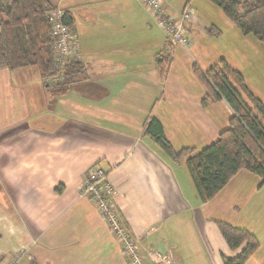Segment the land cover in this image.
Wrapping results in <instances>:
<instances>
[{
	"label": "crops",
	"instance_id": "crops-1",
	"mask_svg": "<svg viewBox=\"0 0 264 264\" xmlns=\"http://www.w3.org/2000/svg\"><path fill=\"white\" fill-rule=\"evenodd\" d=\"M49 2L72 16L87 78L60 93L35 66L0 68V264L20 249L28 254L17 264H129L96 204L79 192L95 163L142 249L168 252L175 264H223L222 256L233 258L244 245L229 248L214 222L224 220L257 237L246 264H264L261 178L241 168L203 201L184 159L173 161L142 132L154 117L174 149L212 143L231 109L223 99L203 103L193 64L207 69L224 59L264 102V88L245 73V47L258 56L264 47L254 36L231 50L215 44L204 34L217 27L214 13L231 32L239 29L207 0L186 26L189 49L170 46L140 0ZM186 3L163 0L174 16Z\"/></svg>",
	"mask_w": 264,
	"mask_h": 264
},
{
	"label": "trees",
	"instance_id": "trees-1",
	"mask_svg": "<svg viewBox=\"0 0 264 264\" xmlns=\"http://www.w3.org/2000/svg\"><path fill=\"white\" fill-rule=\"evenodd\" d=\"M209 1L221 9L241 34H251L264 45V0ZM186 5L194 9L192 5ZM53 7L49 0H0V68L35 66L45 83L63 93L69 84L86 79L87 72L79 59L69 60L64 65L62 81H46L57 72L47 18V12ZM62 21L68 27L72 25L68 11L63 14ZM205 31L218 33L215 26H209ZM160 64L161 72H165V61ZM193 73L205 89L204 104L223 99L229 105L228 126L200 150L193 147L174 149L154 117L146 120L143 134L149 135L173 161L184 159L195 190L203 201L213 197L241 168L257 174L264 183V102L252 94L242 75L224 59L207 69L194 63ZM214 222L230 249L244 243L235 257L222 256L223 264H246L259 247L257 237L224 220Z\"/></svg>",
	"mask_w": 264,
	"mask_h": 264
},
{
	"label": "built area",
	"instance_id": "built-area-1",
	"mask_svg": "<svg viewBox=\"0 0 264 264\" xmlns=\"http://www.w3.org/2000/svg\"><path fill=\"white\" fill-rule=\"evenodd\" d=\"M150 8L157 24L169 37L170 45L176 44L189 49V40L186 36V25L196 19L194 9L184 5L177 16L169 14L163 8V0H140ZM64 8L55 5L47 12L49 29L52 42L53 58L57 72L54 77L46 78L49 83L63 80V68L67 61L80 58L79 39L75 31L66 26L62 21ZM81 195L89 197L104 218L110 231L119 240L122 253L129 264H175L174 258L168 252L154 249L144 250L137 240L127 231L119 218L114 201L113 189L107 177L106 171L98 164H92L87 169V177L79 188ZM24 249H20L7 264H17L27 256Z\"/></svg>",
	"mask_w": 264,
	"mask_h": 264
},
{
	"label": "rangeland",
	"instance_id": "rangeland-1",
	"mask_svg": "<svg viewBox=\"0 0 264 264\" xmlns=\"http://www.w3.org/2000/svg\"><path fill=\"white\" fill-rule=\"evenodd\" d=\"M188 2L190 3V5L197 8L198 14H200V12H199L200 0H189ZM207 2H209V1L207 0ZM163 6H164V4H163ZM213 6H214V8H216V5H213ZM149 10H150V8H149ZM196 16H197V14H196ZM214 18L217 21V22H214V21L213 22L216 23V26H217L216 28L218 30V33L208 34L205 31V29L209 26H214V25L209 24L207 27L204 28V31H205L204 34L209 38H213L215 44H218L220 47H222L224 49H230L231 50L234 46H236V45L239 46V45L243 44V41H242L243 38H245V37L246 38H254L253 35H251V34L243 35V34H241L240 31H239V33L231 32V30L225 24H223L221 21H219L216 18L215 13H214ZM188 24H190V22ZM167 38H169V37H167ZM255 41L264 47V45L261 42H259L257 39H255ZM245 48L247 51V62H249L248 63L249 66H248V68L245 69V73L250 75L252 77V79L254 81H256V83L258 85H260L261 87L264 88V55L258 56L253 51V49L249 48L248 46H246ZM80 54H81V51H80ZM262 91L264 92V89Z\"/></svg>",
	"mask_w": 264,
	"mask_h": 264
}]
</instances>
